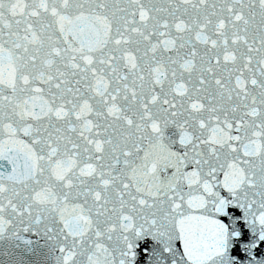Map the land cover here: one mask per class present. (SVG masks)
Here are the masks:
<instances>
[{"label": "snow or ice", "instance_id": "1", "mask_svg": "<svg viewBox=\"0 0 264 264\" xmlns=\"http://www.w3.org/2000/svg\"><path fill=\"white\" fill-rule=\"evenodd\" d=\"M0 264H264V0H0Z\"/></svg>", "mask_w": 264, "mask_h": 264}]
</instances>
